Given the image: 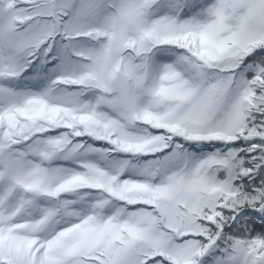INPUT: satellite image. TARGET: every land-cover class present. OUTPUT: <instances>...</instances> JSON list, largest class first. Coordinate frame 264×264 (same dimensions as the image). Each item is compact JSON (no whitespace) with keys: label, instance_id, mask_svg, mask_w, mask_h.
Instances as JSON below:
<instances>
[{"label":"snow or ice","instance_id":"snow-or-ice-1","mask_svg":"<svg viewBox=\"0 0 264 264\" xmlns=\"http://www.w3.org/2000/svg\"><path fill=\"white\" fill-rule=\"evenodd\" d=\"M0 264H264V0H0Z\"/></svg>","mask_w":264,"mask_h":264}]
</instances>
